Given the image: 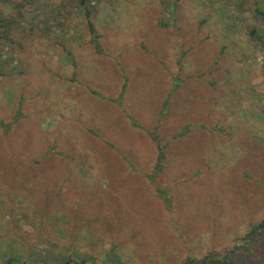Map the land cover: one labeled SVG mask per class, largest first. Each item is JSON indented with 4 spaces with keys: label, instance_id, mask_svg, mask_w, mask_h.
<instances>
[{
    "label": "rangeland",
    "instance_id": "rangeland-1",
    "mask_svg": "<svg viewBox=\"0 0 264 264\" xmlns=\"http://www.w3.org/2000/svg\"><path fill=\"white\" fill-rule=\"evenodd\" d=\"M36 1L0 37V263L264 264L262 0H81L102 53Z\"/></svg>",
    "mask_w": 264,
    "mask_h": 264
},
{
    "label": "trees",
    "instance_id": "trees-1",
    "mask_svg": "<svg viewBox=\"0 0 264 264\" xmlns=\"http://www.w3.org/2000/svg\"><path fill=\"white\" fill-rule=\"evenodd\" d=\"M24 1L26 0H0V37L3 39H6L7 42H10L12 38V30L14 28V25L17 24L18 22V16H14L13 14L8 17L5 16V9L8 8L10 11L18 10L19 15L22 11V8L25 7ZM37 2L36 0H32V3ZM76 7L78 9L82 8V11L85 12V16L89 20L88 25L90 28L91 33L93 34L92 38V43L96 47V50L99 53H102L103 50L100 46V42L98 41V35L95 30V25L92 23L90 19V14L91 12L89 10H84V6L82 5L81 0L77 3ZM50 13L54 14L53 8L49 10ZM60 12V8H59ZM55 17L56 15H52V18L57 20ZM254 17L257 19H261L264 23V0L261 1V5L256 7L254 11ZM49 19V18H48ZM51 19V17H50ZM60 24H63L60 22ZM56 27H59V25H56ZM250 35H251V40L254 43V46L256 47L257 50H260L261 52L264 53V36L260 35L257 32L256 26H251L250 29ZM125 86L123 87V89ZM119 98L116 99V101L122 106V97L123 94H121ZM134 125L137 127L139 126V123L136 120H132ZM161 148V146H159ZM164 152L160 151L158 155V162L156 164V167L154 169L153 177L156 175V173L160 172L163 170V164L161 163L163 157H164ZM264 231V221H261L256 224H252V227L250 228L248 235L249 237H253L256 235H259L263 233ZM250 240H246V243H249ZM233 251V250H232ZM37 257L31 262L27 260V258L20 253H15L13 255H8L7 258L3 259V262L0 264H98V259L95 255L91 253H80L78 255H73V254H67L63 252H57L53 250L52 248L46 249L43 253L38 254ZM208 257L201 259V260H196L194 259V262H207ZM220 261V260H218Z\"/></svg>",
    "mask_w": 264,
    "mask_h": 264
}]
</instances>
